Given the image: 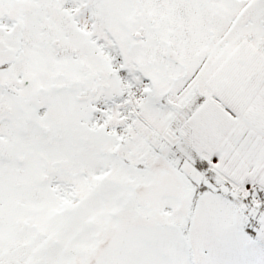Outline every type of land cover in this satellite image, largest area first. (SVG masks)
<instances>
[{
	"label": "snow or ice",
	"instance_id": "1",
	"mask_svg": "<svg viewBox=\"0 0 264 264\" xmlns=\"http://www.w3.org/2000/svg\"><path fill=\"white\" fill-rule=\"evenodd\" d=\"M0 264H264V0H0Z\"/></svg>",
	"mask_w": 264,
	"mask_h": 264
}]
</instances>
